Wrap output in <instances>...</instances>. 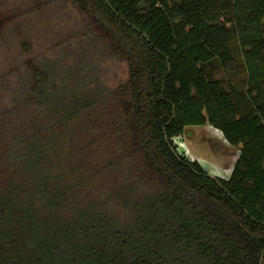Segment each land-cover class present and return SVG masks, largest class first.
<instances>
[{
	"label": "trees",
	"instance_id": "16d2710c",
	"mask_svg": "<svg viewBox=\"0 0 264 264\" xmlns=\"http://www.w3.org/2000/svg\"><path fill=\"white\" fill-rule=\"evenodd\" d=\"M68 1L126 64L112 96L128 137L116 161L128 172L95 198L76 149L38 111L22 119L21 105L49 97V75L30 63L27 96L1 115L0 264H264V75L248 60L264 65V0ZM17 20L0 9V34ZM213 59L237 85L207 79ZM206 125L239 150L229 180L173 145Z\"/></svg>",
	"mask_w": 264,
	"mask_h": 264
},
{
	"label": "rangeland",
	"instance_id": "374dc122",
	"mask_svg": "<svg viewBox=\"0 0 264 264\" xmlns=\"http://www.w3.org/2000/svg\"><path fill=\"white\" fill-rule=\"evenodd\" d=\"M0 9L18 15L16 23L0 34V123L2 112L27 96L32 84L30 63L39 66L49 75V97L43 107L21 105L22 119L30 122V113L36 110L42 122L54 126L51 129L57 134L53 136H61L57 140L75 148L81 158L80 174L89 180L87 191L104 198L123 183L128 172L123 162L116 161L120 140L128 137L124 116L112 96L127 80L126 64L86 34L68 0H0ZM248 60L251 72L264 75L263 64L250 53ZM201 69L210 81L238 84L239 79L225 74L218 59ZM259 80L264 85V79ZM74 107L80 109L76 115L71 114ZM60 115L72 123L64 121L65 127H58ZM173 145L179 155L198 162L217 180H229L240 154L211 125L187 128ZM114 206V212L124 216L125 209Z\"/></svg>",
	"mask_w": 264,
	"mask_h": 264
}]
</instances>
